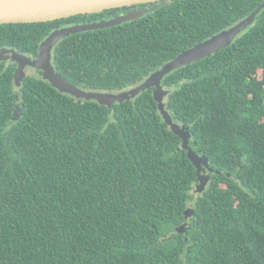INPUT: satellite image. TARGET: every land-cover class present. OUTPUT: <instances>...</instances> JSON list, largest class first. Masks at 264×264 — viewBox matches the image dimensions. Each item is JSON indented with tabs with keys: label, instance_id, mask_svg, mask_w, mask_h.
Wrapping results in <instances>:
<instances>
[{
	"label": "trees",
	"instance_id": "1",
	"mask_svg": "<svg viewBox=\"0 0 264 264\" xmlns=\"http://www.w3.org/2000/svg\"><path fill=\"white\" fill-rule=\"evenodd\" d=\"M263 2L163 0L5 24L0 49L36 58L53 30L155 8L52 51L66 83L117 93ZM15 71L0 61V264H264V9L230 46L161 82L165 110L213 171L198 196L197 168L154 88L108 108L59 93L41 73L16 89Z\"/></svg>",
	"mask_w": 264,
	"mask_h": 264
},
{
	"label": "water",
	"instance_id": "2",
	"mask_svg": "<svg viewBox=\"0 0 264 264\" xmlns=\"http://www.w3.org/2000/svg\"><path fill=\"white\" fill-rule=\"evenodd\" d=\"M159 1L163 0H0V25L51 22L77 15L94 14L105 10L131 7L138 4ZM262 9H264V2L244 20L225 29L203 43L182 52L175 59L164 64L157 71L150 74L142 83L117 93L87 91L66 83L59 77L52 65V51L59 41L70 35L93 29H103L131 21L147 15L149 12L146 10L133 12L110 20H102L91 24H75L53 30L40 43L36 58L20 54L12 49L3 48L0 49V61H6L8 59L6 56H9L11 61L18 63L14 75V85L18 84L20 80V82L23 81L25 77L19 80V76L22 75L23 67L28 66L39 71L41 73V79L50 84V86L59 93L82 101H93L108 108L114 104L134 100L146 90L154 88L153 98L157 103L158 112L164 123L181 139L182 148L186 150L188 159L197 168L198 180L200 164L204 165L209 173H213V171L209 168L207 160L196 154L189 147L190 137L188 134V128L184 125H182V128H179L173 123L170 115L165 110L163 99L170 93V91L165 90L162 87L161 82L166 76L174 71L208 58L230 46L236 38L243 34L248 27L252 25L256 16ZM208 180L209 179L205 182L201 180L202 187L200 188H203L201 192L205 189L203 186L205 185L206 187ZM190 212L191 210L189 209V213ZM189 213L186 212V217H188Z\"/></svg>",
	"mask_w": 264,
	"mask_h": 264
},
{
	"label": "rangeland",
	"instance_id": "3",
	"mask_svg": "<svg viewBox=\"0 0 264 264\" xmlns=\"http://www.w3.org/2000/svg\"><path fill=\"white\" fill-rule=\"evenodd\" d=\"M153 9H155V8H150V9H147L146 11H148V12L150 13V12L153 11ZM6 58H8V59L6 60L7 62L15 63V62H13V61H11V60L9 59V58H10L9 56H6ZM15 64H16V66L18 65V63H15ZM38 73H40V72L37 71L35 68L25 66V67H23V69H22V75L19 76V80H20L21 78H23V77L28 76V75H32V76H35V77H39ZM20 81H21V80H20ZM20 81H19L18 84L15 85L16 89H18V88L20 87V84H21ZM164 99H165V98H164ZM164 99H163V102H164ZM16 112H17V111H16ZM17 118H18V112H17V114L15 115V119H17ZM15 119H14V120H15ZM173 123H175V122H173ZM175 124H176L179 128H182V127H183L181 124H177V123H175ZM208 174H209V172H208L207 168H205L204 165L200 164L199 179L196 181V183H195V185H194V188H193V190H192V192H191L194 196H198V195L201 194L200 192H201V190L203 189V188H200V187H202V186H201V180H203L204 182L207 181V179H208ZM203 187L205 188V185H204Z\"/></svg>",
	"mask_w": 264,
	"mask_h": 264
},
{
	"label": "flooded vegetation",
	"instance_id": "4",
	"mask_svg": "<svg viewBox=\"0 0 264 264\" xmlns=\"http://www.w3.org/2000/svg\"><path fill=\"white\" fill-rule=\"evenodd\" d=\"M186 225H187V222H186Z\"/></svg>",
	"mask_w": 264,
	"mask_h": 264
}]
</instances>
